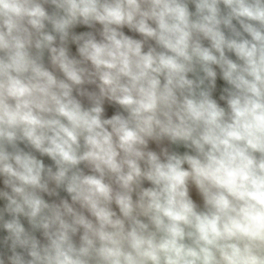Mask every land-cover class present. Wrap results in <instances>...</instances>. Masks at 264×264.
I'll list each match as a JSON object with an SVG mask.
<instances>
[{
	"label": "clouds",
	"instance_id": "clouds-1",
	"mask_svg": "<svg viewBox=\"0 0 264 264\" xmlns=\"http://www.w3.org/2000/svg\"><path fill=\"white\" fill-rule=\"evenodd\" d=\"M0 264H264V0H0Z\"/></svg>",
	"mask_w": 264,
	"mask_h": 264
}]
</instances>
